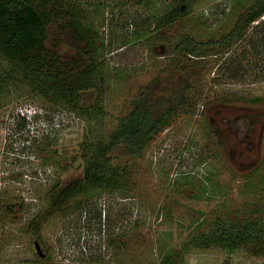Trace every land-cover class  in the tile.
Masks as SVG:
<instances>
[{
  "label": "rangeland",
  "instance_id": "1",
  "mask_svg": "<svg viewBox=\"0 0 264 264\" xmlns=\"http://www.w3.org/2000/svg\"><path fill=\"white\" fill-rule=\"evenodd\" d=\"M63 1L103 43L102 115L51 104L18 74L2 87L0 264H264V249L229 253L191 242L217 215L264 225V51H250V26L224 53L181 54L179 65L172 50L184 34L198 42L219 38L253 0ZM172 7L183 15L156 35L154 19ZM147 16L145 25L135 24ZM64 19L47 25L43 43L67 61L76 48ZM244 48L246 75L227 78L220 65ZM11 68L0 57V72ZM154 79L153 97L169 98L188 83L187 104L141 155L118 161L128 165L127 187L87 186L59 205L57 191L82 176L78 156L107 142ZM91 207L100 210L99 221L86 211Z\"/></svg>",
  "mask_w": 264,
  "mask_h": 264
},
{
  "label": "trees",
  "instance_id": "2",
  "mask_svg": "<svg viewBox=\"0 0 264 264\" xmlns=\"http://www.w3.org/2000/svg\"><path fill=\"white\" fill-rule=\"evenodd\" d=\"M183 15L179 7L157 15L154 19L156 35L172 25ZM264 0H253L238 13L232 27L219 38L198 42L189 35H181L174 42V64H181L184 56H194L200 51L223 52L232 42L238 41L252 27L248 40L250 51L258 55L264 51ZM55 18H65L76 48L75 58L63 61L57 53L44 46L47 25ZM149 22V17L135 22L138 26ZM255 23V24H253ZM90 24H83L80 10L65 7L63 0H0V57L11 65L10 72H0V93L10 78L18 74L21 83L51 104L68 108L77 115H102L104 86V57L99 52L102 41L96 43ZM248 50H240L220 65L223 75L232 80L242 79L246 73L243 60ZM224 53V52H223ZM182 54V56H181ZM178 62V63H177ZM180 68V66H178ZM149 86L138 90L130 101L131 109L118 118L117 126L107 142L89 144L78 157L83 165L82 176L62 186L56 202L62 204L71 194L87 186L109 190L126 188L130 180L125 159L141 155L172 117L187 104L186 93L190 86L185 81L178 84L171 97L150 96ZM95 92L92 102L83 101V94ZM48 142V141H46ZM120 153V154H118ZM120 161V162H118ZM54 206L57 204L54 203ZM100 220V210H86ZM191 242L200 248L219 247L229 253L251 246V252L264 249V225L256 218L226 219L215 216L206 231L195 234Z\"/></svg>",
  "mask_w": 264,
  "mask_h": 264
},
{
  "label": "water",
  "instance_id": "3",
  "mask_svg": "<svg viewBox=\"0 0 264 264\" xmlns=\"http://www.w3.org/2000/svg\"><path fill=\"white\" fill-rule=\"evenodd\" d=\"M34 247L38 253V255L43 256V253L40 251L39 245L37 242H34Z\"/></svg>",
  "mask_w": 264,
  "mask_h": 264
},
{
  "label": "built area",
  "instance_id": "4",
  "mask_svg": "<svg viewBox=\"0 0 264 264\" xmlns=\"http://www.w3.org/2000/svg\"><path fill=\"white\" fill-rule=\"evenodd\" d=\"M260 19H264V15H262V16L260 17Z\"/></svg>",
  "mask_w": 264,
  "mask_h": 264
}]
</instances>
